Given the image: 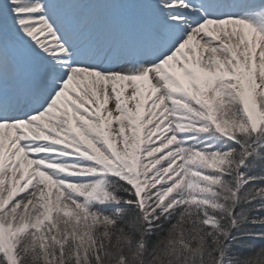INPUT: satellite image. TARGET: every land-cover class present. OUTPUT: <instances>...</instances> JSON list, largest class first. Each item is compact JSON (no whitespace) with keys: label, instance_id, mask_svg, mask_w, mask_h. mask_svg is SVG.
I'll use <instances>...</instances> for the list:
<instances>
[{"label":"snow or ice","instance_id":"obj_1","mask_svg":"<svg viewBox=\"0 0 264 264\" xmlns=\"http://www.w3.org/2000/svg\"><path fill=\"white\" fill-rule=\"evenodd\" d=\"M0 264H264V0H0Z\"/></svg>","mask_w":264,"mask_h":264},{"label":"rangeland","instance_id":"obj_2","mask_svg":"<svg viewBox=\"0 0 264 264\" xmlns=\"http://www.w3.org/2000/svg\"><path fill=\"white\" fill-rule=\"evenodd\" d=\"M113 127H115V125H113ZM53 191H54V189H53Z\"/></svg>","mask_w":264,"mask_h":264}]
</instances>
